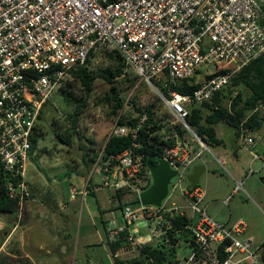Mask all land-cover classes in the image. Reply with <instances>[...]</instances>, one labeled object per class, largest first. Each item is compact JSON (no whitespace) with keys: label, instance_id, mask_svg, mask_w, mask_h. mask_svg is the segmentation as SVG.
I'll return each mask as SVG.
<instances>
[{"label":"built area","instance_id":"obj_1","mask_svg":"<svg viewBox=\"0 0 264 264\" xmlns=\"http://www.w3.org/2000/svg\"><path fill=\"white\" fill-rule=\"evenodd\" d=\"M115 51L152 86L170 117L188 133L181 140L176 125L172 127L167 138L173 145L160 160L177 172L192 216L174 204L157 208L140 203L150 176L144 155L133 149L105 160L102 155L95 166L101 180L90 185V191L127 189L139 201L124 208L121 224L108 227V242L124 234L130 246H141L134 230L140 217L167 230L171 221L162 216L175 213L191 221L186 231L192 235L188 254L171 264H260L259 257L264 262V238L248 236L243 220H213L202 206L206 193L196 186L181 187L187 172L209 151L187 122L192 109L223 92L237 73L264 55V0H0V160L10 179L9 198L20 206L29 196L33 139L51 96L94 56ZM185 83L197 88L187 94L175 90ZM258 111L264 113V106L253 113ZM146 119L143 116L138 127ZM136 131L124 125L113 134L135 139ZM254 133L241 132L248 149L255 146ZM241 190L244 180L236 181L234 194ZM230 200L224 204L229 206Z\"/></svg>","mask_w":264,"mask_h":264},{"label":"rangeland","instance_id":"obj_2","mask_svg":"<svg viewBox=\"0 0 264 264\" xmlns=\"http://www.w3.org/2000/svg\"><path fill=\"white\" fill-rule=\"evenodd\" d=\"M114 66V61L109 55H98L89 64V69L96 77L91 92L85 91L78 81L70 79L51 96L44 110L43 119L39 123L40 136H37V146L33 151L34 155L31 154L28 166L29 172H39L46 181L55 179V182L49 185L50 187L55 183L63 182L69 190L70 185L67 175L80 182L81 186L85 184L89 186V181L94 183L101 180L100 168L95 167L97 162L90 161L91 157H95L97 154L99 156L103 155L105 146L110 137L114 135L113 132L121 118L135 119L136 113L132 106L133 100H137L143 106L159 100L152 86L141 81L139 76L128 67L126 74L116 79L117 94L123 99L124 105L118 115L113 114V88L101 77V72L107 67ZM204 68L202 67V70ZM236 91V96L230 95L232 91L228 93L229 98L227 97L223 102L225 107L230 108L233 100L239 94L244 98L250 95V90L245 86H239ZM69 93L71 94L70 97ZM78 101H85L86 105L80 114L77 125H74L69 116L74 114ZM158 107L157 119L161 118L163 120L165 126L162 133L168 137L172 134V127L178 124L170 117L162 103L158 104ZM75 126L77 134L74 132ZM218 127L221 129V133H227L225 136L226 147L209 145V151H205L202 157L187 172L185 179L181 182V187L187 190L190 187L187 177L196 166L204 165L207 172L199 180L198 186L206 193L202 206L206 208L207 214L219 223H226L230 220L232 224L243 220L248 226L247 235L261 241L264 238V164L262 162L264 160V131L255 134L256 147L248 149L246 145H243L241 139L233 145V142H235V130L233 128L225 123H221ZM57 134L65 139L69 138V144L61 141ZM255 156L259 157L260 160H256ZM221 159H224V163L219 162ZM242 180H244V190L234 194L236 181ZM178 184V178L171 181L169 196L163 202V206L172 208L174 204L177 208H181V211L186 212L188 217H191L192 211L189 209V204L183 197ZM102 191L96 197L90 196V243L92 244L99 243L104 234L100 224L102 214H100L99 209L107 208L110 202L109 200L104 202L102 194L108 195L113 192L109 189ZM128 198L130 199V197ZM230 198L229 206H226L224 201ZM78 201H80V197ZM35 202L49 214L46 220L42 221L45 224L46 233L50 235L48 239L55 238L53 236L56 231V218L53 213L55 200L52 203L46 198L38 196ZM23 207L24 203L19 206L17 212L13 215L0 214V258L7 256L14 258L13 260L18 259L15 257L17 252L13 242L9 246H4L7 237L5 232H8L13 222L11 219L15 218L17 213L20 217L16 219L17 222L23 223V217L21 216L24 211ZM114 212L116 216L121 217V210ZM77 219L78 221H72L69 225L70 228H74L73 238H76L75 229L76 232L78 229L84 230L87 222L85 219L81 226V216ZM134 230L138 231L135 232L137 238L143 237L147 240L152 238V242H157L154 243L156 245L163 243V237L166 233L165 230L158 229L155 223L141 217L137 221ZM188 252V244L182 240L179 246L176 247V257L172 258H183ZM82 256L81 249L80 252L75 253L74 261L76 264H85ZM42 260L46 262L44 259ZM139 260L142 261V264H149L142 257H139ZM259 262L264 264L260 257Z\"/></svg>","mask_w":264,"mask_h":264},{"label":"trees","instance_id":"obj_3","mask_svg":"<svg viewBox=\"0 0 264 264\" xmlns=\"http://www.w3.org/2000/svg\"><path fill=\"white\" fill-rule=\"evenodd\" d=\"M105 54L109 55L114 61L115 66L103 69L101 77L113 88L112 92L114 96L112 105H114L112 107V112L113 114L118 115L124 105V101L118 96V87L115 86V83L116 79H119L126 74L128 66L124 57L119 52L115 51ZM88 63L90 64L91 60H89ZM89 64L80 67L73 72V79L78 81L88 93L93 90V84L96 80L94 73L89 69ZM208 78H210V76L207 77V79ZM239 86H245L249 89L250 95L247 98H244L239 94L233 100L230 108L225 107L223 102L229 96L228 93H231L232 91L230 95L233 96V92L236 91V88ZM174 88L182 94H187L196 89L197 85L189 86L185 83ZM167 93L168 89H164L163 94L167 95ZM70 96L71 94L69 93V97ZM160 103L161 101L158 100L155 103L143 106L138 103L137 100H133L132 106L136 113L135 119L121 118L118 122V126L126 125L132 129H137L136 138L134 139L131 134L124 137L111 136L105 146L103 159L105 160L111 155H117L126 149H133L134 153L144 155L145 164L148 159H151L154 164L157 163V161L161 159L164 150L173 145V142L162 133L165 126L163 120L161 118L157 119L158 104ZM47 104L41 113L40 121L43 119L44 110ZM85 105V101H78L74 114L69 116L74 125H77V121ZM259 106H264V55L237 73L223 92L216 94L210 101L205 102L200 107L193 108L187 122L208 145L216 146L223 143L218 139L216 131V127L221 123H225L233 128L237 137L241 135L243 129L250 132L264 131V113L261 111L253 113V111ZM145 115L147 117L146 121L141 127H138L139 122ZM176 131L181 140H186L188 133L181 124L176 125ZM74 132L77 134L76 126ZM37 136H40L39 126L37 128L36 138L33 139V151L37 146ZM57 136L65 144H69V138L65 139L58 134ZM134 144L140 146L135 148ZM98 158L99 154L95 157H91L90 161L96 162ZM146 167L143 171L144 174L148 172ZM146 180L147 183L145 190L151 186V175L147 177ZM9 181V176L5 173L0 160V214L3 215H13L19 208V202L10 199L8 196ZM89 184L93 185L90 181ZM196 187L199 186L197 185ZM90 194V196H95L96 193L90 192ZM128 197H130V199ZM112 198L114 204H116L114 210L123 211L126 206L136 207L139 204V201L131 196V193L127 189L113 191ZM162 217L171 221V228L167 230L165 229L166 233L163 237V243H160L159 245L148 243L138 246L140 249V257L149 264H171L175 262L177 258L172 257H176V247L179 246L182 240L188 244V247H190L191 240L189 238L184 239L183 235L185 234L186 227L191 224V221L187 217L175 213L173 215L164 214ZM5 234L7 235L6 232ZM123 237L124 234H121L115 242L109 243L114 255L120 249L125 248L127 245L129 246V243L125 241ZM17 258V260H13L14 258L12 259L7 256H4L3 258L1 257L0 264H33L27 257L18 256ZM117 264L122 263L119 262Z\"/></svg>","mask_w":264,"mask_h":264},{"label":"crops","instance_id":"obj_4","mask_svg":"<svg viewBox=\"0 0 264 264\" xmlns=\"http://www.w3.org/2000/svg\"><path fill=\"white\" fill-rule=\"evenodd\" d=\"M220 130L217 126V137L223 143L216 146L226 147L225 136L227 133L223 134ZM234 137L235 142H233V145H235L237 140H240V136L237 137L235 134ZM256 143L257 139L255 138L254 148L256 147ZM32 154L34 155V153ZM220 161L224 163V159ZM67 177L69 178V190L63 182L55 183V185H51L50 187L49 185L55 182V179L53 181H49V179L46 181L39 172H29L28 170L27 184L29 196L24 202V211L21 214L23 223L17 222L16 219L20 218L18 213L15 218L11 219L13 222L8 229L4 246H9L13 242L14 246H16L15 251L17 252L15 253V257H18V255L27 257L33 264H76L74 261L75 253L80 252V249L85 264H117L119 262L122 264H142V261L139 260L140 249L138 246L127 245L115 255L111 251L107 240L106 228L108 229V227L115 224L119 225L122 222L121 217L115 215V204L111 192L108 195L102 194V200L104 202L109 200V206L103 210L99 209L100 214H102L100 224L104 231L103 238L100 239L99 243H90V184L89 186L86 184L81 186L82 184L73 180L72 176L67 175ZM80 186L81 188H79ZM85 190L87 191L84 194ZM101 192L103 191L96 192L93 197H96ZM38 196L46 198L52 203L55 200V210L53 212L56 218V231L53 235L55 238L48 239L50 235L46 233L45 224L42 221H45L49 214L35 202ZM79 197L80 201H78ZM79 216H81V226L85 219L87 222L84 230L78 229L76 232L75 229L76 238H73L74 228H70L69 225L72 221H78L77 217ZM226 223H230V220ZM137 240L139 244L143 245L146 244L147 239L141 237L137 238ZM151 243L157 242L151 241ZM42 259L46 262H43Z\"/></svg>","mask_w":264,"mask_h":264},{"label":"water","instance_id":"obj_5","mask_svg":"<svg viewBox=\"0 0 264 264\" xmlns=\"http://www.w3.org/2000/svg\"><path fill=\"white\" fill-rule=\"evenodd\" d=\"M146 166L150 172L152 184L146 191L140 194L139 200L144 206L160 208L169 196V185L177 176V172L171 169L170 165L164 160H158L154 164L151 159H148ZM205 171L206 168L203 165L196 166L187 177L190 186H197ZM191 235V231H186L183 237L184 239H188Z\"/></svg>","mask_w":264,"mask_h":264}]
</instances>
